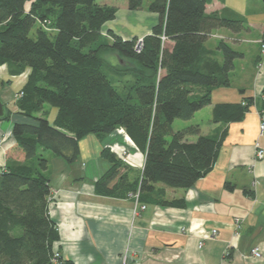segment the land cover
Listing matches in <instances>:
<instances>
[{
	"label": "trees",
	"instance_id": "trees-1",
	"mask_svg": "<svg viewBox=\"0 0 264 264\" xmlns=\"http://www.w3.org/2000/svg\"><path fill=\"white\" fill-rule=\"evenodd\" d=\"M210 1L152 0L149 10L159 20L137 50V36L125 39L112 29V41L102 35L105 23L116 17L115 5L0 0V66L15 63L17 73L30 69L13 120L25 160L8 159L0 174V264H75L62 257L53 260L60 235L49 213V160L39 149L74 163L81 139L94 133L104 140L122 128L145 154L144 166L132 178L130 164L104 146L101 155L110 166L95 181L96 192L132 194L142 205L186 206L183 198L168 199L166 186L190 188L210 173L228 128L210 135L202 134L199 124L176 131L172 125L210 105L215 88L231 86L230 73L241 53L222 39L216 49L205 42L216 28L240 30L246 23L243 17L207 13ZM143 2L128 0V7L138 10ZM48 21L50 30L57 31L54 38L45 29ZM107 48L133 61L134 67L109 70L101 54ZM45 104L57 108L54 121L45 114ZM253 105L264 112V90L257 98L214 104L211 120L223 125L243 120ZM12 116L7 107L0 121Z\"/></svg>",
	"mask_w": 264,
	"mask_h": 264
},
{
	"label": "crops",
	"instance_id": "crops-1",
	"mask_svg": "<svg viewBox=\"0 0 264 264\" xmlns=\"http://www.w3.org/2000/svg\"><path fill=\"white\" fill-rule=\"evenodd\" d=\"M206 12L239 16L246 22L240 30L216 28L205 42L216 49L221 37L241 53L230 73L231 86L212 92V103L206 106L212 117L214 104L257 98L264 90V66L259 65L264 55L260 43L264 40V0H211ZM218 57L222 59L220 53ZM17 68L15 63L0 66V97L13 111L11 119L0 121V172L8 159L25 160L13 135L14 112L18 110L13 96L27 82L30 69L17 73ZM9 87L14 88L10 95ZM45 112L54 121L57 108ZM262 121L264 112L253 105L243 120L228 125L212 122L206 130L200 126L202 134L216 135L225 127L228 133L210 173L190 188L166 186V197L183 198L185 207L147 204L141 209L132 194H99L95 181L110 166L102 155L81 168L60 155H51L45 174L51 182L49 213L60 235L55 253L75 264H264V157L257 156L259 148H264ZM102 141L119 156L123 150L128 152L126 162L133 168L132 178L140 173L145 154L124 129ZM236 217L242 218L238 233ZM214 229L217 233L212 236ZM255 247L260 248V257L252 255Z\"/></svg>",
	"mask_w": 264,
	"mask_h": 264
},
{
	"label": "rangeland",
	"instance_id": "rangeland-1",
	"mask_svg": "<svg viewBox=\"0 0 264 264\" xmlns=\"http://www.w3.org/2000/svg\"><path fill=\"white\" fill-rule=\"evenodd\" d=\"M151 1L152 0H144L142 8L138 10H132V9H129L128 7V0H97V2L100 4L115 5L117 7V13H116L115 19L108 21L107 29L104 27V29L102 30L103 37L105 36L108 41L109 40L112 41L113 38L108 33V30H109L108 28H112L113 30H115L114 32L124 37L133 38L134 36H137L138 39L136 42V46H138L139 42L140 44L141 42L143 43L144 37L151 33L152 27L159 20L158 14L151 12L149 10V4ZM39 25L40 24L37 22L35 27L31 30V33H30L31 37L33 38L37 37V28ZM52 28L53 27L51 26V22L48 21V23L45 24V29L50 31L51 38H54L57 31L50 30ZM219 38L221 39V37ZM165 40L167 39L165 38ZM213 40L216 41L215 38H213ZM167 45H168V41H166L165 46L167 47ZM101 54L106 64L109 66L110 68L109 70H112L113 67H117L122 70L123 68L125 70V69H131L132 67H134L133 61H131L130 59L126 57L121 56L119 53L109 48L103 49L101 51ZM260 60L261 61H259V65L261 66L260 68H262L264 66V60L262 58ZM6 90H8L9 95L14 92L13 91L14 88H11V87H9ZM20 91H22V89ZM13 98H14L13 101L16 104L17 100L20 97L17 98L16 96L15 97L13 96ZM49 108H52V106H50L49 104H45V109H49ZM206 108L207 107H204L198 110L194 114V116L189 120L175 119L172 125L173 130L176 131L179 129H183L187 127L188 125L197 124V123L200 124V126L206 130L210 126V124H212L211 115L208 109ZM168 138L170 139L171 137L169 136ZM103 146H104V143L101 137H99L98 135L94 133L87 135L86 137L80 140V156L78 160L75 163H73V165L78 166V168H81L83 163L88 162L89 160L93 159V157L97 159L99 156H101V148ZM38 154H43L44 157L49 159L50 156L54 155L55 153H53L50 150L39 149ZM127 156H128V152H127V155H125V157ZM104 161L109 163V161H107L106 159ZM92 164L93 162L89 163L90 166H92ZM51 170L54 171V168L53 169L51 168ZM59 257H60V254H59Z\"/></svg>",
	"mask_w": 264,
	"mask_h": 264
},
{
	"label": "built area",
	"instance_id": "built-area-1",
	"mask_svg": "<svg viewBox=\"0 0 264 264\" xmlns=\"http://www.w3.org/2000/svg\"><path fill=\"white\" fill-rule=\"evenodd\" d=\"M165 38H166V37L163 36V39H164V40H165ZM260 43H261V51L264 53V40H261ZM142 46H143V43L141 42V44H140V42H139L138 46H136V49H137V50H141ZM262 59L264 60V55H263ZM22 95H23V91H20L19 93L16 94V97L18 98V97H21ZM260 127H261V132L263 133V132H264V122H263V121H262ZM125 155H127V151H126V150H123V152L121 153V157H123L124 160L127 161V157H125ZM257 156H258L259 158H263V157H264V148H259V151H258ZM0 174H1V172H0ZM136 197H138V196H136ZM137 202H138V201H137ZM139 207H140L141 209H144V208L146 207V205H145V204H143V205L140 204ZM139 207L136 206V208H135V215H137V214L139 213ZM234 223H235V230H236V232L238 233V232H239V229H240V227H241L242 218H240V217H236V218L234 219ZM216 233H217V230L214 229V230H212L211 235H212V236H215ZM252 255H254V256H256V257H260V256H261L260 248H259V247H255V248H253V250H252ZM58 258H59V253H55L53 260L56 262Z\"/></svg>",
	"mask_w": 264,
	"mask_h": 264
},
{
	"label": "water",
	"instance_id": "water-1",
	"mask_svg": "<svg viewBox=\"0 0 264 264\" xmlns=\"http://www.w3.org/2000/svg\"><path fill=\"white\" fill-rule=\"evenodd\" d=\"M7 112V105L0 97V120L5 116Z\"/></svg>",
	"mask_w": 264,
	"mask_h": 264
}]
</instances>
